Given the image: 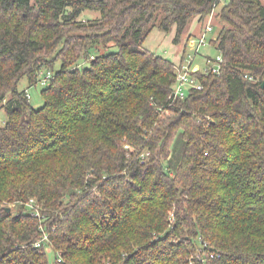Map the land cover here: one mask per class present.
<instances>
[{
  "label": "trees",
  "instance_id": "trees-1",
  "mask_svg": "<svg viewBox=\"0 0 264 264\" xmlns=\"http://www.w3.org/2000/svg\"><path fill=\"white\" fill-rule=\"evenodd\" d=\"M218 6L221 72L174 98L144 42ZM1 109L0 264H264V0H0Z\"/></svg>",
  "mask_w": 264,
  "mask_h": 264
},
{
  "label": "rangeland",
  "instance_id": "rangeland-1",
  "mask_svg": "<svg viewBox=\"0 0 264 264\" xmlns=\"http://www.w3.org/2000/svg\"><path fill=\"white\" fill-rule=\"evenodd\" d=\"M219 7V6H218ZM220 8H217L212 15L207 16L202 23H199L196 18L190 23V26L186 33L184 34L181 42L175 43L173 38L175 36V30L169 34L159 30L157 27L152 30L148 38L144 42V47L152 50L157 55L166 57L174 62L181 61V64L188 62L193 58V65L199 66L202 70H206V62L211 57H216L218 55V50L211 43L212 40H215L220 31V21L217 17V14L220 12ZM100 15L99 11H84L80 16L81 20H87L90 18H98ZM211 20V23L214 25L212 31L208 32L206 43L201 45L198 49L197 55L195 54V41L197 42L198 38L200 39L203 35L202 27L208 24V21ZM195 32L198 34L197 37L193 36L190 38L186 44V39L189 37L190 33ZM195 39V40H194ZM185 48V49H184ZM184 49V50H183ZM117 50L116 47L110 46L107 49L101 48L99 51H93L95 55L109 53L111 51ZM190 54V55H189ZM187 55V56H186ZM186 57V58H185ZM89 61H81L80 65H89ZM61 62L57 63V68H59ZM53 72V71H52ZM19 90L27 91L30 94V102L33 107L36 109L41 108L44 105V99L42 96V89L44 86L37 84L35 86H30L27 77H24L19 82ZM7 114L4 109L0 110V126L6 124ZM47 254L50 263L54 261L55 254L51 250L47 249Z\"/></svg>",
  "mask_w": 264,
  "mask_h": 264
},
{
  "label": "built area",
  "instance_id": "built-area-1",
  "mask_svg": "<svg viewBox=\"0 0 264 264\" xmlns=\"http://www.w3.org/2000/svg\"><path fill=\"white\" fill-rule=\"evenodd\" d=\"M212 13L210 14V16ZM214 25L211 23V20L208 21V24L205 25L203 29V35L197 42L195 41V54L197 55L198 49L201 45L206 43L207 40V34L208 32L212 31ZM195 40V39H194ZM190 55V54H189ZM189 60L188 62H184L181 64V66L178 67L177 70V81L174 85L173 89V96L174 98H185L189 92L193 89H203L204 85L202 81L199 79V77L195 74L196 71H202L207 72L209 69L212 72L220 73L221 67L223 63V58L221 55H218L216 60L209 59L206 62V67H208V70H202L199 66L193 65L194 59ZM53 78V72L51 70L48 71H42L40 75L39 82L43 85L48 84L50 79ZM29 96V94H28ZM125 148H130L129 145H126ZM149 153L142 154V158H145L146 155ZM33 203V200L31 201ZM33 204H29V206H32ZM35 209V207H34ZM34 216H39V212L36 210L32 213ZM49 240L48 233L44 232L42 239H40L38 242H36L35 246H41L44 242ZM214 254L212 255V257ZM61 260V259H59Z\"/></svg>",
  "mask_w": 264,
  "mask_h": 264
},
{
  "label": "water",
  "instance_id": "water-1",
  "mask_svg": "<svg viewBox=\"0 0 264 264\" xmlns=\"http://www.w3.org/2000/svg\"><path fill=\"white\" fill-rule=\"evenodd\" d=\"M4 209H5L7 212H11V211H12V210H11V207H9V206H8V207H5Z\"/></svg>",
  "mask_w": 264,
  "mask_h": 264
}]
</instances>
